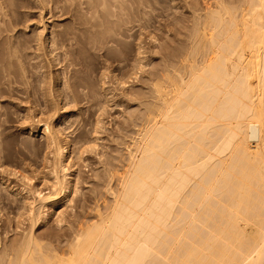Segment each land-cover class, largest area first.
<instances>
[{
	"label": "bare ground",
	"instance_id": "bare-ground-1",
	"mask_svg": "<svg viewBox=\"0 0 264 264\" xmlns=\"http://www.w3.org/2000/svg\"><path fill=\"white\" fill-rule=\"evenodd\" d=\"M98 1L84 3L94 14H105L108 1L112 9L122 7L121 1L115 4L119 0ZM207 1L212 6L204 3L202 8L195 0L186 3L190 18L183 26L187 30L184 52L180 58L176 53L178 60L171 56L174 60L161 66L159 75H152L158 69L151 73L154 85L147 79L153 95L144 93L153 97H146L150 106L147 99L145 104L153 118L137 134L133 153L129 151L110 210L69 239L62 255L39 243L33 228L39 217L43 220L47 210L61 207L62 199L71 193L70 170L65 169L69 142L58 124L47 123L46 118L42 123L40 116L48 112H38L40 118L35 116L34 121L42 126L45 153L50 157L44 153L42 162L47 166L42 167L46 170L51 164L39 174L52 191L44 195L28 187L14 193L23 195L30 225L19 239L0 247V264H264V0ZM108 15L104 23L100 16V22L98 16L92 17L95 22L90 18L88 30L103 27L95 32L98 36L110 29L117 32L119 24L114 20L111 25L113 14ZM111 34L105 41L113 40ZM104 38V44L98 42L101 47L106 46ZM140 58L136 57L142 64ZM30 128L33 133L35 128ZM79 153L84 154L83 148ZM19 176L26 184L31 181L29 176Z\"/></svg>",
	"mask_w": 264,
	"mask_h": 264
},
{
	"label": "rangeland",
	"instance_id": "rangeland-1",
	"mask_svg": "<svg viewBox=\"0 0 264 264\" xmlns=\"http://www.w3.org/2000/svg\"><path fill=\"white\" fill-rule=\"evenodd\" d=\"M120 1L121 11L115 8L118 6L110 7L112 1L105 3V15L98 10L95 14L90 12L92 9H88L85 0H68L66 3L63 0H0V247L19 239L30 225L29 216L24 212L23 195L14 193L18 189L28 191V187H35L45 195L52 189L41 174L51 168V164L46 170L42 167L46 165L43 163L46 151L40 133L42 126L36 123L37 118L41 117L42 123L46 118L47 123L58 124L64 140L69 142L66 144L69 158L65 169L70 170L67 174H70L71 186L70 195L60 202L61 207L47 210L45 219L39 217L40 220H36L33 233L41 241L39 243L54 247L56 253L62 255L69 239L110 210L113 191L118 188L130 159L129 151L132 152L138 135L149 126V118L153 116L147 112L151 101L148 104L146 97H153V86L148 84L154 85L155 78H151L175 59L173 55L177 59L179 53L181 57L187 31L185 23L190 18V10L185 8L190 0H119L115 4ZM98 2L92 4L96 6ZM197 2L202 8L204 3L208 7L213 4L207 0H195L194 4ZM107 13L109 17L113 14L109 22L115 20L113 24L117 22L120 29L104 31L102 34L109 33L105 39L104 35L95 33L103 31V27L91 29V32L88 23L91 19L95 22L93 14L94 19L98 16V21L102 18L101 23L106 22L109 19ZM102 16L107 17L106 20ZM110 34L114 35L111 43L105 41L111 39ZM102 38L105 47L98 45L99 41L104 44ZM138 52L142 54L139 53V57ZM171 56L174 59L171 60ZM136 57H141L143 65ZM136 60L141 65L136 64ZM138 66H143L138 70L140 75ZM147 91L152 92L151 95L144 93ZM50 107L53 109L48 110ZM26 109L30 111L27 115ZM38 112H48V118L47 114L44 113V117ZM58 113L62 119L57 121ZM27 117L33 122H28ZM52 117L54 120L51 121ZM30 126L36 131L33 129L31 133ZM82 148L84 154H78ZM70 164L75 165L68 167ZM19 173L26 178L29 176L31 181L27 184L20 181ZM24 196L29 198L31 195ZM59 210L62 211L61 218L57 216Z\"/></svg>",
	"mask_w": 264,
	"mask_h": 264
}]
</instances>
